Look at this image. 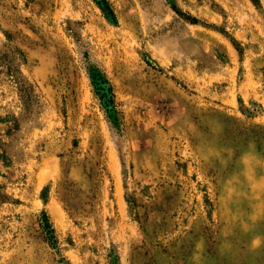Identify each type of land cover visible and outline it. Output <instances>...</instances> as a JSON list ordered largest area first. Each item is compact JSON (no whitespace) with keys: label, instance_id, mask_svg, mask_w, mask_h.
Instances as JSON below:
<instances>
[{"label":"rangeland","instance_id":"1","mask_svg":"<svg viewBox=\"0 0 264 264\" xmlns=\"http://www.w3.org/2000/svg\"><path fill=\"white\" fill-rule=\"evenodd\" d=\"M0 264H264V0H0Z\"/></svg>","mask_w":264,"mask_h":264},{"label":"trees","instance_id":"2","mask_svg":"<svg viewBox=\"0 0 264 264\" xmlns=\"http://www.w3.org/2000/svg\"><path fill=\"white\" fill-rule=\"evenodd\" d=\"M91 81L94 85L95 93L103 100L106 107H110V103L113 99V93L108 81L99 73H93L91 75Z\"/></svg>","mask_w":264,"mask_h":264}]
</instances>
